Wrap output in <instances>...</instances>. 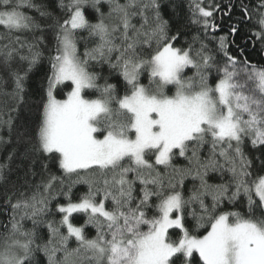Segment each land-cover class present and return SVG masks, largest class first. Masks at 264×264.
I'll return each instance as SVG.
<instances>
[{"label": "snow or ice", "instance_id": "snow-or-ice-1", "mask_svg": "<svg viewBox=\"0 0 264 264\" xmlns=\"http://www.w3.org/2000/svg\"><path fill=\"white\" fill-rule=\"evenodd\" d=\"M249 47L264 0H0V264H264Z\"/></svg>", "mask_w": 264, "mask_h": 264}, {"label": "trees", "instance_id": "trees-1", "mask_svg": "<svg viewBox=\"0 0 264 264\" xmlns=\"http://www.w3.org/2000/svg\"><path fill=\"white\" fill-rule=\"evenodd\" d=\"M224 2H226V0H224ZM190 38V37H189ZM233 51V54L235 55H239V53H237L235 51V49H232ZM247 59L249 61H251L252 63H255L257 65H264V56H261L260 54H258L257 52H254L251 47H249L247 49ZM144 83H147V80L145 79L143 81ZM102 83V81H101ZM86 96H88L89 98H95L96 96V93L94 92H88L86 91ZM58 98H63L62 96L61 97H58ZM4 98L3 97H0V101H2ZM7 155V153L5 151H0V161H3L4 157ZM87 191V188L86 186L84 185H77L74 189H73V192H74V199L78 198V196L84 192ZM84 217L83 216H77L75 217L74 219V222L78 223V224H82L83 221H84ZM206 231V229H200V232L197 233V234H203L204 232ZM87 232L89 234V236L91 235H94V229H87ZM198 260V257L196 258Z\"/></svg>", "mask_w": 264, "mask_h": 264}]
</instances>
